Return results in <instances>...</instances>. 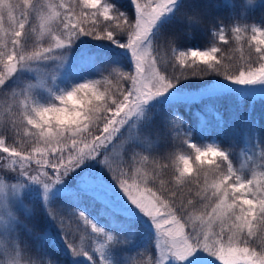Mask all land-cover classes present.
<instances>
[{
  "label": "snow or ice",
  "instance_id": "6c2138e0",
  "mask_svg": "<svg viewBox=\"0 0 264 264\" xmlns=\"http://www.w3.org/2000/svg\"><path fill=\"white\" fill-rule=\"evenodd\" d=\"M130 3L0 0V264H264L252 117L236 166L178 107L264 98V0Z\"/></svg>",
  "mask_w": 264,
  "mask_h": 264
},
{
  "label": "trees",
  "instance_id": "16d2710c",
  "mask_svg": "<svg viewBox=\"0 0 264 264\" xmlns=\"http://www.w3.org/2000/svg\"><path fill=\"white\" fill-rule=\"evenodd\" d=\"M114 2L117 7L124 11H131L130 0H111ZM223 0H221V3ZM223 14L222 12L220 13ZM210 44V37L207 31L195 32L190 38L183 39L179 47L183 49L192 48L193 46L205 47ZM231 46V45H230ZM230 46H224L227 50ZM217 79H223L221 76H211ZM191 83L198 85L197 81L190 80ZM186 82V81H185ZM189 82V81H188ZM192 84V85H193ZM180 114L185 120H187L193 126L199 125V116H205L207 107H211L214 110L220 112L224 115L225 120L227 121L224 130L221 132L216 129L215 121L209 114L205 116L206 119L212 121L209 129V133L206 134L208 139H215L223 146L228 147L233 152V161L234 164L237 162V153L240 147L244 144L245 133L247 129L245 128L244 122L238 118L241 113H249L252 117L255 124V131L259 136L261 141H264V100L262 99H250L249 97L238 98L233 95H224L219 98H214L211 100L204 101H195L191 105H180L178 106ZM200 142H207V140H202L197 138ZM29 207H32V202L29 203L26 201ZM89 213L93 212V209L90 206H85ZM80 223L82 231L77 233V242L78 236L90 232V227H86ZM44 226L43 220H39L37 224V231H40ZM71 230V229H70ZM59 255V253H57Z\"/></svg>",
  "mask_w": 264,
  "mask_h": 264
},
{
  "label": "rangeland",
  "instance_id": "374dc122",
  "mask_svg": "<svg viewBox=\"0 0 264 264\" xmlns=\"http://www.w3.org/2000/svg\"><path fill=\"white\" fill-rule=\"evenodd\" d=\"M193 47L204 48V47H201V46H193ZM213 79H215V80H220V81L223 80V79L213 78V77H211V76H206V77H204V80H207V81H211V80H213ZM192 80L197 81V82H198V85L191 83L192 81H190V80H189V82L186 81L185 84H186V86H187V90H189V91H191V92H197V91H199V89L203 86V81H202V80H199V79H192ZM192 84H193V85H192ZM250 98H251V97H250ZM255 98L264 99V98L259 97V96L255 97ZM242 147H243V146H242ZM242 147H241V148H242ZM241 148H240V149H241ZM240 160H241V157H240V150H239L238 155H237V165H236V166H239ZM28 202L31 203V201H28Z\"/></svg>",
  "mask_w": 264,
  "mask_h": 264
}]
</instances>
